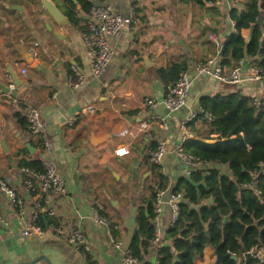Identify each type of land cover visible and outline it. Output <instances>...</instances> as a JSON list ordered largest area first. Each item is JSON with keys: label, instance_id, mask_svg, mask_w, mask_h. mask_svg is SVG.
<instances>
[{"label": "crops", "instance_id": "crops-1", "mask_svg": "<svg viewBox=\"0 0 264 264\" xmlns=\"http://www.w3.org/2000/svg\"><path fill=\"white\" fill-rule=\"evenodd\" d=\"M47 1L64 14L65 0H0V83L9 88L7 93L0 88V180L25 202V217L21 218L0 191L4 221L0 224V264H122L137 216L141 210L146 211L151 193L159 189L160 179L147 160L157 138L169 148L159 165L167 178L166 199L178 179L188 177L191 171L184 168L172 147L186 138L210 141L204 138L208 126L199 114L200 97L236 91L253 99L264 98V78L230 84L198 74L194 68L211 57L219 63L222 45L235 32L229 12L233 7L242 9L243 0L202 5L195 0H92L94 4H109L122 14L132 12L139 19L109 37L113 54L97 77L93 76L86 51L85 31L72 25L66 16V23H59L45 8ZM73 3L77 15L86 22L89 15L81 12L78 0ZM249 27L240 30L245 41ZM211 32L217 33V44L210 39ZM35 43L36 55L27 62L23 50ZM242 61L243 67L252 63L246 56ZM171 62L186 64L191 79L185 105L173 112L161 101L166 86L157 74L159 67ZM8 66L18 73L19 87L9 83ZM22 68L26 73L20 72ZM77 72L84 81L75 85ZM147 98H156V104L145 106ZM27 104L39 110L44 133L32 134L20 126L18 115L25 116ZM191 113L196 116L182 128V121ZM162 118L167 129L160 127ZM143 122H148L146 129ZM91 135H108L109 139L93 144ZM119 146L129 152L116 155L114 148ZM21 147L27 149L26 159H46L54 165L63 180L64 195L43 191L36 181L33 187L27 186L28 174L20 170L21 156L16 155ZM212 167L226 170L222 165ZM36 201L55 207L66 224L80 221L90 250L77 249L49 230L42 235H24L26 218ZM212 203V199H206L195 207ZM161 210L159 224L165 233L171 226L167 202ZM97 212L112 226L120 242L118 248L110 243L105 226L95 218ZM42 217L45 226L54 222V217ZM163 240L170 244L165 236ZM146 248L151 264H157L156 247ZM215 259L214 249L206 247L196 263L216 264Z\"/></svg>", "mask_w": 264, "mask_h": 264}, {"label": "trees", "instance_id": "trees-1", "mask_svg": "<svg viewBox=\"0 0 264 264\" xmlns=\"http://www.w3.org/2000/svg\"><path fill=\"white\" fill-rule=\"evenodd\" d=\"M78 1L81 12L88 15L93 1ZM195 1L202 5L216 0ZM243 4L242 9L233 7L229 12L235 32L221 47L219 64L223 73L245 56L264 70V0H243ZM77 13L73 1L65 0L64 14L68 21L86 32L85 20ZM260 15L261 24L255 26L252 37L245 41L240 30L248 28ZM186 68L184 63L171 62L157 69L166 90ZM199 107L208 126L204 138L210 141L186 138L183 142V150L203 163L192 169L188 177H180L173 187V191L183 196L179 203L180 213L164 233L170 244L157 249V264H197L196 260L203 256L206 247L217 248L221 254L235 255V259L223 258L220 264H264L244 254L251 247L264 246V174L259 167L264 162V102L255 105L250 96L232 91L203 95ZM206 114L210 115V120ZM18 122L27 128L25 116L19 114ZM26 153V147L16 151V155L21 156L18 166L44 172L42 159H26ZM213 165L225 166L226 170ZM152 167L160 179L159 189H166L167 178L160 166L153 164ZM256 175L258 181L252 186ZM154 192L146 211L141 210L137 216V226L128 247L129 253L137 258V264H151L146 247L153 237ZM206 199H212L213 203L195 207ZM225 216L228 218L224 222ZM40 220L43 223L42 214Z\"/></svg>", "mask_w": 264, "mask_h": 264}, {"label": "built area", "instance_id": "built-area-1", "mask_svg": "<svg viewBox=\"0 0 264 264\" xmlns=\"http://www.w3.org/2000/svg\"><path fill=\"white\" fill-rule=\"evenodd\" d=\"M89 17L85 24L87 26V31L84 34L86 51L91 60L92 73L93 76H99L106 68L108 62L110 61L113 49L109 43V37L121 32L127 26L132 24H137L139 19L132 12L128 14H122L113 9L109 4H94L89 13ZM216 44L218 43V35L216 32H211L209 35ZM36 45H31L28 50L36 55ZM242 59L237 61V64L228 73H223L220 64L213 58H209L205 61L198 62L195 64V72L201 75L212 76L221 81L230 84H237L241 81H254L264 78V70L259 66L250 63L243 67ZM27 69L22 68L20 72L22 74L26 73ZM78 80L75 85L84 81V76L77 72ZM191 85V79L189 74L185 71L180 74L178 79L173 85H169L167 90H165L164 95L161 98L162 103L165 105L169 112L176 111L183 107L186 103L188 97L189 89ZM156 98L145 99V106H154L156 104ZM264 102V98H254V104L258 105ZM89 110H93L89 108ZM199 114H202L200 110ZM196 113H191L185 118L181 123V127L185 128L187 123L194 119ZM207 120H210V115L206 114ZM25 119L27 122V129L32 134H40L45 132V126L40 119L39 110L30 104L25 106ZM148 122H143L142 127L146 129ZM160 127L167 129V122L164 118L161 119ZM169 150L167 144L162 138H157L155 146L148 150V162L155 165H160L162 158ZM172 151L176 154L178 160L183 164L187 171L199 167L203 162L183 150V142L180 141L178 144L172 147ZM129 152L128 148L125 146H119L114 148V153L116 155H125ZM42 164L45 167L44 172H39L37 170L21 167L20 170L28 174L26 179V184L28 187H33L34 181L38 182L41 189L46 192L51 193H61L65 194V187L62 178L57 174L54 165L42 159ZM260 173L264 174V162L259 164ZM258 181V175L254 176L252 186H255ZM0 191L6 197L9 204L18 210L21 218L25 217V202L18 196L15 190L10 187V185L4 181L0 180ZM163 190H155L154 201L152 213L153 217L151 223L153 226V237L148 240L149 247H156V249L162 247L165 242L163 240L164 233L161 230L159 224V217L162 209V205L167 202L171 211V225L175 222L180 213L179 203L182 200V194L177 191H169L168 196L165 199ZM167 192V191H166ZM259 192V191H258ZM46 214L47 216L54 217L55 221L47 223V226L40 220V213ZM95 218L105 226V233L114 247L118 248L120 242L116 240L112 233V226L109 222L99 215L98 212L94 214ZM58 213L55 207L43 205L36 201L34 203L33 211L26 218L25 225L23 227L22 233L24 235H42L46 230L52 231L55 235L65 238L69 244L73 245L77 249L90 250V246L83 234L80 227L81 222L78 221L75 225L66 224L61 221L58 217ZM4 221L0 213V224ZM1 237V233H0ZM234 255L233 253H230ZM244 254H249L252 257L258 259L260 262L264 261V246L251 247L249 250L244 252ZM138 260L136 257L132 256L129 252H126L122 259V264H137Z\"/></svg>", "mask_w": 264, "mask_h": 264}, {"label": "water", "instance_id": "water-1", "mask_svg": "<svg viewBox=\"0 0 264 264\" xmlns=\"http://www.w3.org/2000/svg\"><path fill=\"white\" fill-rule=\"evenodd\" d=\"M75 3H77V0H73ZM79 6V5H78ZM45 8L53 15V17L59 22V23H66V17L63 14V12L60 11V9L52 4L51 2L47 1L45 2ZM262 21V15L258 17V19L253 22L249 27V35L247 38V41L252 37L253 31L256 25L261 24ZM23 56L27 62H30L34 58V54L30 52L29 50L24 49L23 50ZM258 58V57H257ZM8 73L11 76V80L9 81L10 84H13L15 87H19L21 85V80L19 79V75L14 69H12L10 66H8ZM7 85L0 83V88L2 92H9V88L6 87ZM23 90V89H22ZM12 95L16 94L15 92H11ZM109 139L108 135L100 136V137H94L91 135L90 141L93 144H98L103 141H107ZM25 146L30 150L33 151L31 145L29 143H26ZM228 216L224 217V222L227 220ZM215 252V263L220 264L222 259L225 257H231L232 259H235V255H232L230 253L221 254L217 248L214 249Z\"/></svg>", "mask_w": 264, "mask_h": 264}]
</instances>
